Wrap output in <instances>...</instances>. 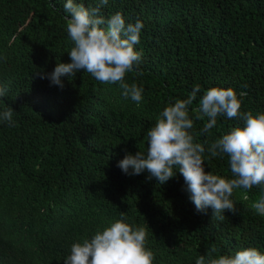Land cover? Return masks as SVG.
I'll return each mask as SVG.
<instances>
[{"label": "trees", "instance_id": "16d2710c", "mask_svg": "<svg viewBox=\"0 0 264 264\" xmlns=\"http://www.w3.org/2000/svg\"><path fill=\"white\" fill-rule=\"evenodd\" d=\"M66 2L0 0V86L9 88L0 111L14 112L13 126L0 122V264H64L73 243L122 212L147 229L153 264H195L213 245L218 254H264V216L251 207L264 185L235 189L236 211L221 221L211 208L196 210L179 173L161 185L118 167L128 153L146 152L157 116L199 85L189 106L194 140L205 145V171L232 178L228 157L207 149L243 121L221 115L201 133L207 118L196 120L195 109L219 86L247 93L242 113H264V0H108L105 18L120 12L126 24H144L141 62L125 77L143 88L139 104L83 70L63 88L34 78L71 62Z\"/></svg>", "mask_w": 264, "mask_h": 264}, {"label": "clouds", "instance_id": "9594fccd", "mask_svg": "<svg viewBox=\"0 0 264 264\" xmlns=\"http://www.w3.org/2000/svg\"><path fill=\"white\" fill-rule=\"evenodd\" d=\"M107 3L108 0H98L96 6L87 7L78 0H67L64 12L66 31L73 44L68 52L71 62H58L51 73L38 72L34 78L48 79L51 85L63 88L64 77L71 79L83 70L102 84H118L125 98L139 104L143 88L125 82V77L137 71L141 62L142 52L135 46L140 42L144 24L140 20L126 24L120 12L105 18L101 9ZM8 91L7 85L0 86V99L6 97ZM200 91V86L196 85L187 99L170 102L147 131L146 152L128 153L118 167L130 176L147 171V179L155 178L161 185L179 173L196 210L204 212L211 208L213 218L223 221L226 210L236 211L231 199L235 189L250 190L264 185V113L241 112V97L247 95L245 91L238 93L232 87L216 86L204 92L195 109L196 120L207 118L201 133L214 128L221 115L243 121V126L233 127L207 149L212 157H228L232 178L206 172L205 145L194 140L191 131L194 120L189 112V106ZM13 115L12 107L0 111V122L13 126ZM251 207L264 216V196ZM126 220L122 212L109 226L73 243L64 264H153L154 253L146 247L147 229ZM195 264H264V254L254 247L239 250L234 255L218 254L213 245Z\"/></svg>", "mask_w": 264, "mask_h": 264}]
</instances>
